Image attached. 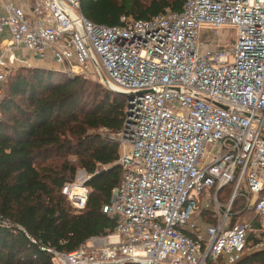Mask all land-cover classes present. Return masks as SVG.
<instances>
[{
  "label": "built area",
  "instance_id": "built-area-1",
  "mask_svg": "<svg viewBox=\"0 0 264 264\" xmlns=\"http://www.w3.org/2000/svg\"><path fill=\"white\" fill-rule=\"evenodd\" d=\"M221 28L230 48L212 39ZM18 50L125 96L120 175L101 208L114 223L69 252L40 246L50 264H233L264 247V0H183L113 26L78 0H0V84L29 65ZM88 178L79 168L61 187L75 210Z\"/></svg>",
  "mask_w": 264,
  "mask_h": 264
},
{
  "label": "trees",
  "instance_id": "trees-1",
  "mask_svg": "<svg viewBox=\"0 0 264 264\" xmlns=\"http://www.w3.org/2000/svg\"><path fill=\"white\" fill-rule=\"evenodd\" d=\"M78 1L84 17L106 26L118 24L122 15L138 20L179 12L183 3ZM0 88V219L6 221L0 223V264H50L40 246L69 252L114 223L101 208L120 175L118 144L111 135L122 126L125 96L38 66L10 70ZM79 168L89 175L88 193L84 208L75 210L61 187ZM229 192L230 186L222 188L218 199L224 203ZM197 219L213 222L209 210ZM233 264H264V247Z\"/></svg>",
  "mask_w": 264,
  "mask_h": 264
},
{
  "label": "rangeland",
  "instance_id": "rangeland-1",
  "mask_svg": "<svg viewBox=\"0 0 264 264\" xmlns=\"http://www.w3.org/2000/svg\"><path fill=\"white\" fill-rule=\"evenodd\" d=\"M210 38V37H209ZM213 41H217V42H220L223 47H227V48H230L233 44V40H234V36H233V30H230L228 28H221L220 30L219 29H216L215 30V36L212 37ZM200 40L203 42V43H206L208 42V40L205 38V36L203 34L200 35ZM23 59L29 61V63L31 62L32 64L34 63V60H36L35 57L32 58V56L28 57V54H26L24 57L21 56ZM40 62H44V60H39ZM31 63L30 65H26V64H22V65H15L14 68L12 70H14L15 68L17 67H29L31 66ZM52 68V66H50ZM89 79V78H87ZM92 80V79H90ZM94 81V80H93ZM225 196V195H224ZM222 196L221 198L223 199ZM245 218H249L250 216L249 215H246L244 216ZM195 223L198 227H200L201 229L205 226V222H202V221H199L198 219H195ZM264 234V233H263ZM251 250H246L245 253L249 252ZM244 253V254H245Z\"/></svg>",
  "mask_w": 264,
  "mask_h": 264
},
{
  "label": "crops",
  "instance_id": "crops-1",
  "mask_svg": "<svg viewBox=\"0 0 264 264\" xmlns=\"http://www.w3.org/2000/svg\"><path fill=\"white\" fill-rule=\"evenodd\" d=\"M16 54L17 55H19V56H25L26 54H28V57H30V56H32V58L33 57H35L36 58V60H34V63L32 64L31 62V66H38V67H46V68H51L50 66H52V68L51 69H55V67L53 66V64L51 63V61H49V60H44V62H40L39 60H41V59H39L38 57H36L35 55H33L31 52H29V51H20V50H18L17 52H16ZM24 61H26L29 65H30V63H29V61H27V60H25L24 59ZM22 65V64H21Z\"/></svg>",
  "mask_w": 264,
  "mask_h": 264
},
{
  "label": "water",
  "instance_id": "water-1",
  "mask_svg": "<svg viewBox=\"0 0 264 264\" xmlns=\"http://www.w3.org/2000/svg\"><path fill=\"white\" fill-rule=\"evenodd\" d=\"M115 218H116V215L113 214V215H112V220H115Z\"/></svg>",
  "mask_w": 264,
  "mask_h": 264
}]
</instances>
